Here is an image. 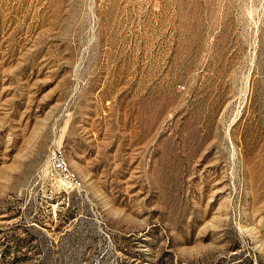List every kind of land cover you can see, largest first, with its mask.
<instances>
[{"label": "rangeland", "instance_id": "obj_1", "mask_svg": "<svg viewBox=\"0 0 264 264\" xmlns=\"http://www.w3.org/2000/svg\"><path fill=\"white\" fill-rule=\"evenodd\" d=\"M0 264H264V0H0Z\"/></svg>", "mask_w": 264, "mask_h": 264}, {"label": "built area", "instance_id": "obj_2", "mask_svg": "<svg viewBox=\"0 0 264 264\" xmlns=\"http://www.w3.org/2000/svg\"><path fill=\"white\" fill-rule=\"evenodd\" d=\"M60 152H61V150H59V149H57V150H55V151L52 152V156H51V164H52V167L56 171H58L60 174H62L63 177H64V179H66L67 181H69V183L71 184L72 187L78 188V186L76 184L75 177H70V176H68V175L65 174L64 168L60 164Z\"/></svg>", "mask_w": 264, "mask_h": 264}, {"label": "bare ground", "instance_id": "obj_3", "mask_svg": "<svg viewBox=\"0 0 264 264\" xmlns=\"http://www.w3.org/2000/svg\"><path fill=\"white\" fill-rule=\"evenodd\" d=\"M60 164L63 166L64 168V172L66 175L70 176V177H75L76 179V184L78 186V188L81 186V180L79 179V177L70 169L69 165L67 164V161L65 160V157L62 153V151L60 152Z\"/></svg>", "mask_w": 264, "mask_h": 264}]
</instances>
